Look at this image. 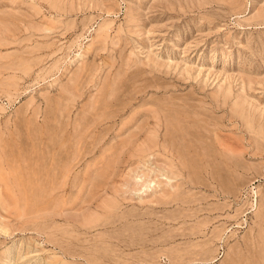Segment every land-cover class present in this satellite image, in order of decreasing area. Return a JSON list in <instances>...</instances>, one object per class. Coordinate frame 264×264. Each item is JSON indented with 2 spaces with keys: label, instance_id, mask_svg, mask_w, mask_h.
Wrapping results in <instances>:
<instances>
[{
  "label": "rangeland",
  "instance_id": "374dc122",
  "mask_svg": "<svg viewBox=\"0 0 264 264\" xmlns=\"http://www.w3.org/2000/svg\"><path fill=\"white\" fill-rule=\"evenodd\" d=\"M0 264H264V0H0Z\"/></svg>",
  "mask_w": 264,
  "mask_h": 264
}]
</instances>
